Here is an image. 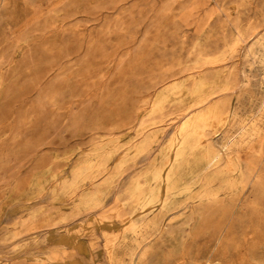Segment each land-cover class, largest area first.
<instances>
[{
    "label": "rangeland",
    "instance_id": "1",
    "mask_svg": "<svg viewBox=\"0 0 264 264\" xmlns=\"http://www.w3.org/2000/svg\"><path fill=\"white\" fill-rule=\"evenodd\" d=\"M0 264H264V0H0Z\"/></svg>",
    "mask_w": 264,
    "mask_h": 264
},
{
    "label": "bare ground",
    "instance_id": "2",
    "mask_svg": "<svg viewBox=\"0 0 264 264\" xmlns=\"http://www.w3.org/2000/svg\"><path fill=\"white\" fill-rule=\"evenodd\" d=\"M229 121H230V115L229 114H226L225 112L221 111L220 109L218 108H213L211 109L207 116L205 117V122L206 124L210 125V126H213V127H222L225 128L228 124H229ZM221 129V128H220ZM224 131V130H223ZM216 146V145H215ZM174 157V156H173ZM226 158V157H225ZM149 175V174H148ZM155 175V174H154ZM217 175V174H216ZM219 177V176H218ZM222 177V176H221ZM228 177V176H227ZM263 186V185H262ZM134 190V189H133ZM137 192V191H136ZM165 193V192H164ZM155 199V198H154ZM212 200V199H211ZM199 206V205H197ZM160 208V207H159ZM168 219V218H167ZM170 219V218H169ZM181 222V221H180ZM130 223V222H129ZM189 223V222H188ZM179 225V224H178ZM193 226V225H192ZM172 241V240H171ZM182 241V239H181ZM175 243V242H174ZM172 244V243H171ZM170 244V245H171ZM114 246V245H113ZM172 246L174 247V245L172 244ZM176 248V247H175ZM110 257H111V254H110V251L108 252ZM165 258V257H164Z\"/></svg>",
    "mask_w": 264,
    "mask_h": 264
}]
</instances>
